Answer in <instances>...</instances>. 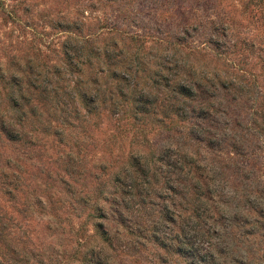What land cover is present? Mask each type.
<instances>
[{"label": "rangeland", "instance_id": "obj_1", "mask_svg": "<svg viewBox=\"0 0 264 264\" xmlns=\"http://www.w3.org/2000/svg\"><path fill=\"white\" fill-rule=\"evenodd\" d=\"M0 264H264V0H0Z\"/></svg>", "mask_w": 264, "mask_h": 264}]
</instances>
